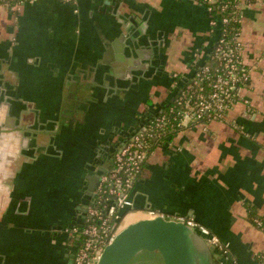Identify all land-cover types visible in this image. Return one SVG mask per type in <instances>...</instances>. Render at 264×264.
Listing matches in <instances>:
<instances>
[{"label":"crops","instance_id":"obj_1","mask_svg":"<svg viewBox=\"0 0 264 264\" xmlns=\"http://www.w3.org/2000/svg\"><path fill=\"white\" fill-rule=\"evenodd\" d=\"M217 35L197 0L0 10V264H71L67 232L91 203L89 179L112 167L141 117L171 104ZM240 36L252 68L241 101L225 122L152 147L121 225L147 210L192 219L228 245L225 264H264V231L252 222L264 221V0H240Z\"/></svg>","mask_w":264,"mask_h":264},{"label":"built area","instance_id":"obj_2","mask_svg":"<svg viewBox=\"0 0 264 264\" xmlns=\"http://www.w3.org/2000/svg\"><path fill=\"white\" fill-rule=\"evenodd\" d=\"M36 1L0 0V10L15 14L23 5ZM61 1L75 3V0ZM197 1L207 8L208 13L211 12L213 0ZM237 2L235 8L238 9V15L237 18L233 17L240 26V0ZM216 16L218 20L210 16L212 29L217 22L223 25L229 21L227 17ZM242 50L240 28L231 36L222 30L210 55L212 64L205 63L184 80L171 104L164 111L144 120L138 130L116 148L112 167L101 177L83 222L67 232L71 244L77 243L71 264H96L103 247L122 228L124 216L128 212H135L131 207L130 192L142 173L143 164L154 142L159 144L169 133L180 132L190 125L226 121L228 113L241 101L240 92L249 86L251 80L252 68L244 62ZM239 132L247 135L243 128ZM143 214L152 218L160 213L147 210ZM177 219L194 229L208 245L214 247L218 256L227 260L228 245L210 229L192 219ZM253 224L264 231L262 219H253ZM259 259L264 263V255L260 254Z\"/></svg>","mask_w":264,"mask_h":264},{"label":"water","instance_id":"obj_3","mask_svg":"<svg viewBox=\"0 0 264 264\" xmlns=\"http://www.w3.org/2000/svg\"><path fill=\"white\" fill-rule=\"evenodd\" d=\"M137 130L138 127L131 130L124 139ZM105 172L101 169L89 179L87 192L91 199ZM131 207L135 208L134 202ZM143 252L157 253L162 264H225L218 258L214 247L208 245L194 229L177 217L165 218L162 214L141 218L120 228L103 247L96 264H131Z\"/></svg>","mask_w":264,"mask_h":264},{"label":"trees","instance_id":"obj_4","mask_svg":"<svg viewBox=\"0 0 264 264\" xmlns=\"http://www.w3.org/2000/svg\"><path fill=\"white\" fill-rule=\"evenodd\" d=\"M237 3H238L237 0H213V3H211L212 10L210 12V16H213L215 20H218L216 16V14H218L219 17H227L229 19L228 23L223 25H220L217 22V25L213 27V32L216 30L217 34H220L222 30H225V32L228 33V36H231L234 32L239 30L240 28L239 23L233 17L235 16L237 18L238 15L236 14L238 12V9L235 8V5H237ZM207 63L212 64V60L209 58ZM173 134L175 133H169L168 136ZM166 138H167L166 136L163 137L161 141H164ZM156 144L157 143L154 142L152 144V147L155 146ZM252 222H253V218H252ZM74 246L75 247L77 246L76 242Z\"/></svg>","mask_w":264,"mask_h":264},{"label":"rangeland","instance_id":"obj_5","mask_svg":"<svg viewBox=\"0 0 264 264\" xmlns=\"http://www.w3.org/2000/svg\"><path fill=\"white\" fill-rule=\"evenodd\" d=\"M160 259V256H152V254L143 252L137 255L131 264H162Z\"/></svg>","mask_w":264,"mask_h":264},{"label":"flooded vegetation","instance_id":"obj_6","mask_svg":"<svg viewBox=\"0 0 264 264\" xmlns=\"http://www.w3.org/2000/svg\"><path fill=\"white\" fill-rule=\"evenodd\" d=\"M152 116H153V115H151V116H145L144 118L141 117V118H140V122H141V121L143 122V121L146 120V119H150ZM61 230L64 231V228H61Z\"/></svg>","mask_w":264,"mask_h":264}]
</instances>
